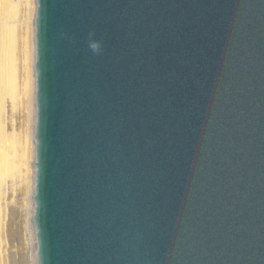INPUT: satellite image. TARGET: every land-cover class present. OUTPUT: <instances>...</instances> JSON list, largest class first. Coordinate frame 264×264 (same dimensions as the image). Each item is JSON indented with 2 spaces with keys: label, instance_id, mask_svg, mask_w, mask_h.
Segmentation results:
<instances>
[{
  "label": "water",
  "instance_id": "1",
  "mask_svg": "<svg viewBox=\"0 0 264 264\" xmlns=\"http://www.w3.org/2000/svg\"><path fill=\"white\" fill-rule=\"evenodd\" d=\"M36 3L37 264H264V0Z\"/></svg>",
  "mask_w": 264,
  "mask_h": 264
},
{
  "label": "bare ground",
  "instance_id": "2",
  "mask_svg": "<svg viewBox=\"0 0 264 264\" xmlns=\"http://www.w3.org/2000/svg\"><path fill=\"white\" fill-rule=\"evenodd\" d=\"M36 0H0V264H37Z\"/></svg>",
  "mask_w": 264,
  "mask_h": 264
},
{
  "label": "clouds",
  "instance_id": "3",
  "mask_svg": "<svg viewBox=\"0 0 264 264\" xmlns=\"http://www.w3.org/2000/svg\"><path fill=\"white\" fill-rule=\"evenodd\" d=\"M96 46L95 45H93V48H95Z\"/></svg>",
  "mask_w": 264,
  "mask_h": 264
}]
</instances>
